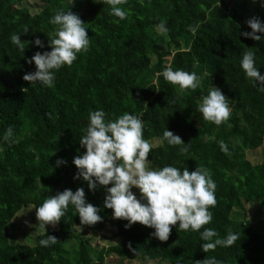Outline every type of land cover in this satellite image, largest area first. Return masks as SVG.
I'll list each match as a JSON object with an SVG mask.
<instances>
[{
	"label": "trees",
	"instance_id": "trees-1",
	"mask_svg": "<svg viewBox=\"0 0 264 264\" xmlns=\"http://www.w3.org/2000/svg\"><path fill=\"white\" fill-rule=\"evenodd\" d=\"M27 1L0 0V136L11 126L14 140L0 151V264H124L136 258L196 264L208 257L221 264H264V236L247 221L232 218L245 204H264V169L244 155L264 143V91L253 87L240 68L243 53L251 51L258 72L264 74V39L239 34L250 31L245 22L251 17L264 22L260 0H127L122 7L128 15L118 22L109 15L107 0H41L38 12H31ZM67 9L88 29V51L56 71L54 87L28 84L22 77L35 68L25 60L50 50L47 36L55 26L49 19ZM161 20L166 34L155 28ZM12 34L27 42L22 54L10 41ZM35 38L45 47H34ZM166 66L195 72L198 88L180 91L158 77ZM208 84L229 99L230 115L219 125L196 111ZM97 109L106 119L125 112L138 115L143 138L151 142L165 128L188 143L186 153L180 152L182 146L158 143L147 159L156 168L172 165L191 172L205 167L216 184V205L209 209L212 221L203 227L215 229L220 238L231 230L237 240L205 252L199 235L203 227L184 231L170 226L168 239L161 242L150 235V228L138 223L125 228L127 221L113 219L111 210L103 208V188L90 192L86 183L73 180L77 170L72 159L83 154L79 139L88 113ZM57 160L63 163L57 166ZM78 187L84 189L86 202L100 209L101 222L80 225L69 205L56 229L45 231L57 239L55 245L40 246L42 233L32 244L9 241L7 226L22 209ZM107 224L115 230V241L100 250L90 238L75 234L78 227L97 233Z\"/></svg>",
	"mask_w": 264,
	"mask_h": 264
},
{
	"label": "clouds",
	"instance_id": "clouds-1",
	"mask_svg": "<svg viewBox=\"0 0 264 264\" xmlns=\"http://www.w3.org/2000/svg\"><path fill=\"white\" fill-rule=\"evenodd\" d=\"M126 2L107 0L109 15L118 18L116 22L127 17V9L122 7ZM260 3L264 6V0H260ZM49 23L55 26L53 33L47 36L50 50L37 51L25 60V63L34 65L35 71L24 74L22 79L28 84L38 83L52 88L56 71L62 66H70L79 53L87 52L90 39L85 23L68 9L56 11ZM245 23L250 31L240 32V36L253 41L264 39V22L251 17ZM155 28L160 34L168 32L163 20ZM188 30L194 33L196 28L189 26ZM28 31L25 27L23 33ZM10 41L21 54L24 52L27 42H21L20 35L12 34ZM32 44L37 48L45 47L39 38H35ZM240 68L253 87L264 91V74L258 72L253 52L243 53ZM156 75L180 91L195 90L200 84V77L195 72L173 70L170 66L164 67ZM196 111L203 120L219 125L228 119L231 108L229 99L217 87L208 84L207 94L199 98ZM142 130L143 121L138 115L125 112L115 119H106L103 110L90 111L87 126L79 139L83 154L75 155L72 159L77 170L73 180L86 183L90 192L98 186L103 188V208L111 210L113 219L127 221L125 228L133 223L150 228L153 230L150 235L161 242L168 239L170 226L175 225L184 231L202 229L212 221L209 209L216 205V184L210 173L203 166L195 167L191 172L186 167L180 169L172 165L153 167L147 159L153 143L143 138ZM12 136L13 129L9 126L0 136V151L4 150V144L14 143ZM164 141L171 146H182L181 153L188 151V143H183L179 136L165 128L156 142ZM220 148L227 151L223 142H220ZM62 163L61 160L56 161L57 166ZM133 188L138 190V196L131 191ZM69 205L75 209L80 225L91 226L102 221L98 215L100 209L86 202L83 188L78 187L74 192L64 189L31 208L35 209V218L44 234V238L38 240L40 246L49 247L57 243L54 236L45 235L46 225L59 223ZM199 235L200 240L204 241L201 248L205 252L217 246H231L238 238L231 230L220 238L215 229L207 227H203ZM196 264L221 262L208 257Z\"/></svg>",
	"mask_w": 264,
	"mask_h": 264
},
{
	"label": "rangeland",
	"instance_id": "rangeland-1",
	"mask_svg": "<svg viewBox=\"0 0 264 264\" xmlns=\"http://www.w3.org/2000/svg\"><path fill=\"white\" fill-rule=\"evenodd\" d=\"M31 12H38L43 6L41 0H28L24 4ZM153 145H157V142H152ZM246 159L255 166L264 169V143L261 147L252 151H244ZM132 192L138 196V190L131 189ZM32 207H26L22 209L7 226V235L11 243L19 244H32L37 235L41 233L39 223L35 218V211ZM232 218L236 220H243L250 223L251 227L264 236V204L249 205L245 204L242 210H234ZM47 229H56L55 226L46 225ZM115 230L107 224L105 228L97 233L85 231L83 228H78L75 234L82 235L84 238H90L92 240V246L98 250L107 247L109 244L114 243ZM118 263L119 260H114ZM124 264H168L166 262L157 261H145L141 258H136L131 262L123 261Z\"/></svg>",
	"mask_w": 264,
	"mask_h": 264
}]
</instances>
